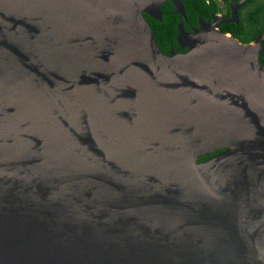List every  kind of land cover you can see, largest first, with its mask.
I'll return each instance as SVG.
<instances>
[{"label":"water","instance_id":"1","mask_svg":"<svg viewBox=\"0 0 264 264\" xmlns=\"http://www.w3.org/2000/svg\"><path fill=\"white\" fill-rule=\"evenodd\" d=\"M167 1L0 0V264H264V33Z\"/></svg>","mask_w":264,"mask_h":264},{"label":"trees","instance_id":"2","mask_svg":"<svg viewBox=\"0 0 264 264\" xmlns=\"http://www.w3.org/2000/svg\"><path fill=\"white\" fill-rule=\"evenodd\" d=\"M186 9V18L176 12V7L172 1H167L162 5L163 19L157 20L146 14L150 23L157 44L165 54H170L172 49L183 51L178 43V25L184 22L187 30L190 25L195 28L200 26V17L210 18L212 14H218L226 8V18L231 16V5L239 0H223L225 7L212 0H182ZM239 22L221 24V31L230 33L235 39L242 43L250 44L255 42L264 33V0H246L239 8ZM264 48V40L262 42ZM264 66V58H260ZM211 155L200 158V161L207 159Z\"/></svg>","mask_w":264,"mask_h":264},{"label":"flooded vegetation","instance_id":"3","mask_svg":"<svg viewBox=\"0 0 264 264\" xmlns=\"http://www.w3.org/2000/svg\"><path fill=\"white\" fill-rule=\"evenodd\" d=\"M212 1H214V2H216V3H219V4H221V6L222 7H225L224 6V4L222 3L223 2V0H212ZM226 8H224V10L222 11V12H219L218 14H221V15H223V16H226ZM218 14H212L211 15V17L210 18H207V19H204L205 20V22H209V21H212L213 20V17H214V15H218ZM230 17V16H229ZM201 18V17H200ZM222 24H225V23H222ZM189 27H191V29L190 30H188V31H192L195 27L194 26H192V25H190ZM221 24L218 26V29L219 30H221ZM198 28V27H197Z\"/></svg>","mask_w":264,"mask_h":264},{"label":"bare ground","instance_id":"4","mask_svg":"<svg viewBox=\"0 0 264 264\" xmlns=\"http://www.w3.org/2000/svg\"><path fill=\"white\" fill-rule=\"evenodd\" d=\"M145 15H146V13H145ZM200 27V26H199Z\"/></svg>","mask_w":264,"mask_h":264}]
</instances>
